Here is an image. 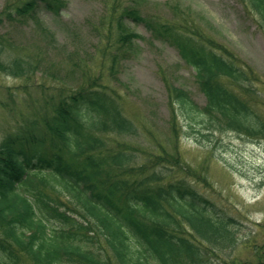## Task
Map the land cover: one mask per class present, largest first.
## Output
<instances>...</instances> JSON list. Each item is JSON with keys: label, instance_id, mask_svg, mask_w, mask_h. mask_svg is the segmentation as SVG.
<instances>
[{"label": "trees", "instance_id": "obj_1", "mask_svg": "<svg viewBox=\"0 0 264 264\" xmlns=\"http://www.w3.org/2000/svg\"><path fill=\"white\" fill-rule=\"evenodd\" d=\"M241 1L264 34V0ZM66 5L18 0L0 11V25L33 19L50 46L56 39L39 8L60 15ZM137 6L128 5L118 20L120 41L127 53L136 47L131 22L177 50L194 70L205 103L199 106L174 84L167 90L183 112L202 117L204 135L232 131L264 138L253 71L189 20L160 21ZM8 39L0 36V72L36 73L38 57H10ZM61 52L71 57L66 46ZM108 54L114 69L119 54ZM90 83L43 92L26 112L17 111V126L0 140V264H215L239 243L240 223L184 179H169L163 155L140 159L126 143L111 146L113 136L134 137L139 129L106 86ZM246 264H264V242Z\"/></svg>", "mask_w": 264, "mask_h": 264}, {"label": "rangeland", "instance_id": "obj_2", "mask_svg": "<svg viewBox=\"0 0 264 264\" xmlns=\"http://www.w3.org/2000/svg\"><path fill=\"white\" fill-rule=\"evenodd\" d=\"M17 1L0 0V11ZM65 1L60 15L39 8L41 22L56 39L50 46L33 19L0 25V36L12 39L13 45H5L10 57H38L35 62L39 63V69L29 77L0 72V140L17 126L18 112H26L27 105L43 92L76 91L89 82L106 86L119 100L122 113L139 129L134 137L112 135L110 145L121 147L116 142L126 143L140 159L163 155L169 163V179H184L234 216L240 223L239 243L218 255L215 264H246L253 257L254 247L264 242V138L232 131L205 136L202 117L183 112L167 90L171 84L184 88L203 106L205 98L194 70L173 46L153 39L142 24L125 19L127 28L137 34L136 47L127 53L120 41L118 20L124 9L135 3L150 18L189 20L206 38L220 45L221 51L224 48L236 55L253 71L264 116V34L254 16L241 0ZM62 46L72 51L70 58L64 57ZM109 52L119 54L114 69H109ZM222 81L238 90L232 81Z\"/></svg>", "mask_w": 264, "mask_h": 264}]
</instances>
